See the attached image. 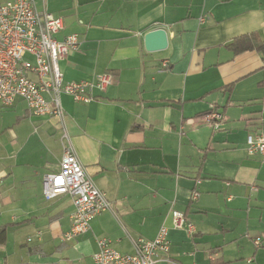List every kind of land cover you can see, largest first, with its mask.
Instances as JSON below:
<instances>
[{
    "label": "crops",
    "instance_id": "obj_1",
    "mask_svg": "<svg viewBox=\"0 0 264 264\" xmlns=\"http://www.w3.org/2000/svg\"><path fill=\"white\" fill-rule=\"evenodd\" d=\"M38 8L62 17L57 39L78 37L59 61L64 81L111 80L103 90L93 88L88 102L60 95L63 128L75 154L111 203L75 247L94 264L97 238H109L114 249L130 254L137 238L152 239L164 225L169 251L158 255L157 264H236L240 257L220 252L243 239L210 217L226 216L246 225L243 234L253 244L246 262L264 264V160L246 149L248 132L264 131V64L256 50L235 54L228 48L234 37L250 32L264 43V0H43ZM156 28L166 31L167 45L148 51L144 36ZM18 102L24 112L8 125L13 138L14 129L31 118L53 161H44L49 170L38 186L43 165L25 170L29 164L17 160L13 149L0 154V225H7L5 243L9 231L20 227L50 243L69 229L73 211L70 196L42 194L43 176L59 169L64 130L56 117L30 115L20 98L1 111H14ZM210 111L222 119L206 122ZM21 142L23 149L27 139ZM4 145L12 144L5 139ZM174 210L194 225V233L173 227ZM209 232L221 233L222 244L205 246ZM15 250V263L4 264H35Z\"/></svg>",
    "mask_w": 264,
    "mask_h": 264
},
{
    "label": "built area",
    "instance_id": "obj_2",
    "mask_svg": "<svg viewBox=\"0 0 264 264\" xmlns=\"http://www.w3.org/2000/svg\"><path fill=\"white\" fill-rule=\"evenodd\" d=\"M38 2L43 3V0H0V111L11 107L15 99L20 98L30 115L56 117L64 130L60 95L88 102L92 100L93 88L103 90L111 80L109 75H101L94 82L64 81L59 61L69 49L78 45L79 40L73 33L57 39L55 35L63 28L62 17L39 10ZM203 119L206 122L220 121L222 115L210 111ZM61 138L59 169L43 176L42 194L45 199L62 195L71 197L70 227L61 236L66 242L87 232L91 220L109 210L111 203L85 172L65 130ZM246 149L249 155H259L264 160V131L248 132ZM172 224L174 228H185L190 234L195 231L194 225L180 211L172 212ZM259 241V237L255 238L254 244L258 246ZM133 248L132 253L122 254L113 248L109 238L102 237L97 240L93 262L157 264L158 255L169 251L167 228L160 226L152 239L137 238Z\"/></svg>",
    "mask_w": 264,
    "mask_h": 264
},
{
    "label": "rangeland",
    "instance_id": "obj_3",
    "mask_svg": "<svg viewBox=\"0 0 264 264\" xmlns=\"http://www.w3.org/2000/svg\"><path fill=\"white\" fill-rule=\"evenodd\" d=\"M23 102H18L16 104V108L14 111L11 109L0 111V132L3 131V133L0 136V154H8L11 149L16 153L18 156L19 161H22L24 163L29 164L25 170H35L37 166L43 165L41 168V171H39V174L36 176L37 182L36 184L39 186L41 183L40 181V175L43 173V170H49L45 167L46 164L44 161H48L51 163L53 160L51 159L52 151L49 149L50 147L48 145H43L40 141V126L31 120V118H28L26 120H23L21 122V125L18 128L14 129V138L12 134L11 128H8L12 121H14V117L16 114H23ZM60 129V128H58ZM61 131V129H60ZM62 132L59 133V135ZM27 139V142L22 149V142L21 139ZM5 139L10 140L11 144L8 147H5ZM61 137L59 138L60 144H61ZM22 149V150H20ZM1 159V156H0ZM1 161V160H0ZM49 168V167H48ZM38 170V168L36 169ZM212 218L213 222L223 223L227 229H229V232L233 231V236L238 239H243L238 241L239 245H226L224 249L220 252L224 256H236L239 258L236 260V264H252L247 263V252L252 254V248L253 244H251L250 237L248 238L243 233L245 232L246 225L242 222L240 225H235L236 222H232L231 219H226V216H210ZM244 221L246 222V218L243 217ZM232 229V231H230ZM14 232V233H13ZM34 229H28V227H20L18 229H13L12 231H9L8 234V241L5 243V245L0 247V252L3 254H0V264H4V261L7 260L9 263H15V257L16 254H10V252L15 247L18 254L23 257L25 260L30 261L34 260L35 264H92V260L90 257H87L84 252H82L80 249L75 247V243L80 241L81 238H78L76 240L70 241V242H64L62 237L57 238L55 241H50V243H42V241L38 240L37 238H34ZM244 235V236H243ZM251 235V234H250ZM30 236L33 237L32 241H26V238ZM222 234H214L212 232H209L204 237V243L205 246H214L218 244H222L221 239ZM231 235H228L230 237ZM252 236V235H251ZM100 239V238H97ZM37 245L43 246L42 251L40 252H33L29 253L28 249L31 247H37ZM244 249L246 250V253H244ZM15 250V251H16ZM202 250V249H201ZM205 252V251H203ZM8 253V254H4ZM206 254V253H205ZM6 256V258H5ZM201 254L199 255V257ZM7 262V263H8ZM199 263V262H198ZM173 264V263H172Z\"/></svg>",
    "mask_w": 264,
    "mask_h": 264
},
{
    "label": "trees",
    "instance_id": "obj_4",
    "mask_svg": "<svg viewBox=\"0 0 264 264\" xmlns=\"http://www.w3.org/2000/svg\"><path fill=\"white\" fill-rule=\"evenodd\" d=\"M228 48L233 53H241L248 50H256L260 53L264 64V43L255 32L236 36L228 44ZM229 88V87H228ZM7 225H0V246L5 243L7 235Z\"/></svg>",
    "mask_w": 264,
    "mask_h": 264
},
{
    "label": "water",
    "instance_id": "obj_5",
    "mask_svg": "<svg viewBox=\"0 0 264 264\" xmlns=\"http://www.w3.org/2000/svg\"><path fill=\"white\" fill-rule=\"evenodd\" d=\"M167 45V34L162 28L148 31L144 36V46L148 51L165 48Z\"/></svg>",
    "mask_w": 264,
    "mask_h": 264
}]
</instances>
